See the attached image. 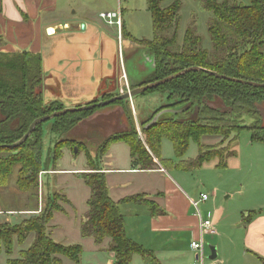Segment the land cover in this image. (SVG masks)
Returning <instances> with one entry per match:
<instances>
[{"label": "trees", "instance_id": "trees-1", "mask_svg": "<svg viewBox=\"0 0 264 264\" xmlns=\"http://www.w3.org/2000/svg\"><path fill=\"white\" fill-rule=\"evenodd\" d=\"M165 1L167 0H149L154 39L142 41L141 45L154 55L156 68L142 85L163 80L192 67L245 82L264 84V0H247L248 5L235 0H224L222 3L203 0L204 9L210 15L208 32L213 45L212 52L201 47V39L191 30L187 33L182 50L172 51L176 43V33L172 39H168L163 33L169 27L178 25L179 6L175 4L163 8L162 3ZM129 85L132 89L137 87L131 86L130 82ZM42 87L39 56L0 54V188L8 186L11 176L18 168L17 189L37 198L39 175L43 170L45 123L37 126L20 147L12 149L7 146L20 141L35 120L65 109L58 102L45 105ZM150 91L175 95L178 100L161 108L157 113L184 105L185 113L181 115L180 120L169 116L148 130L143 127V134L147 138L143 144L134 122L132 123V114L126 112L124 116L130 127L124 132L111 135L102 148H99V152L103 151L101 155L106 153L111 143L122 142L129 146L135 168L152 169L156 163L154 157L167 168L168 162L161 158L162 140L173 143L178 158L185 156L190 141L193 140L200 147L199 155L195 161L184 163V168L198 169L214 160H218V167L225 168L227 160L236 155L230 145L225 146L231 134L235 133L238 137L243 130H247L251 134L252 142L264 144V88L222 80L206 72L195 71ZM111 98L113 94L105 95L102 100ZM217 101L222 102L226 111L216 110L212 104ZM116 104L124 106L128 104V100ZM127 109L125 106L124 110L128 111ZM96 110L98 109L59 116L52 121L51 131L61 137ZM247 117L252 118L254 123L251 126L241 125ZM16 121L19 123L18 127H15ZM204 136L220 137L221 142L215 146L201 145ZM75 144L81 145L74 141L56 142L51 159L59 160L65 147L72 150L77 148L78 154L82 149L86 150L84 147H75ZM88 159L89 169L82 174V179L89 187L91 196L88 201L89 210L81 223L82 237L93 239L97 245H102L109 239L111 243L108 251L115 255L114 264H131L135 255H141L145 259L150 257L141 246L126 236L124 216L118 204L109 196L105 174L89 154ZM128 200L144 201L140 196ZM149 205L153 209L156 208L152 203ZM56 212L64 213L61 208L48 205L45 210L41 209L39 214L17 225L0 226V256L3 252L9 257L12 256L15 243L23 245L30 234L35 235L32 246L22 252L18 260L11 259L7 264H64L62 258H67L75 264L81 262V246H63L50 237L48 228Z\"/></svg>", "mask_w": 264, "mask_h": 264}, {"label": "crops", "instance_id": "crops-1", "mask_svg": "<svg viewBox=\"0 0 264 264\" xmlns=\"http://www.w3.org/2000/svg\"><path fill=\"white\" fill-rule=\"evenodd\" d=\"M107 13L118 14L117 21L120 20L121 25L109 24L100 17ZM123 17L120 3L116 6L108 0H0V54H27L41 58L42 99L45 105L58 102L67 109L95 101L98 103L104 101L102 98L107 94H113V97L120 95L119 91L107 92L104 85L120 81L117 60L129 37ZM45 72L54 74L56 91L61 86L69 88V81L74 82L69 94L65 96V91L61 90L59 94H47L50 87L46 84L49 78L44 79ZM130 83L136 86L142 81ZM111 113L114 112H108ZM90 121L88 119L77 126L83 127L82 123L88 125L92 123ZM125 130L126 127L121 131ZM99 156L96 163L105 174L110 198L118 204L124 216L126 236L150 256L145 259L135 255L131 264H195L196 255L191 250V242L200 240V221L209 213L214 218L217 232L203 237L204 264H264V207L239 218L231 213L219 212L216 202L214 210H209L212 207L208 205L209 197L207 202L199 204L200 218L191 202L200 197L190 195L155 157L152 169L141 170L133 166L130 148L124 165L110 164V159L114 160L110 153ZM42 167L43 173L39 175L41 186L45 176L57 172V169L49 167V173L44 171L43 161ZM17 171L18 168L13 173L16 177ZM113 174L117 175L114 180L110 178ZM202 194L206 193L200 196ZM22 196L25 197V194ZM137 196L144 201L128 200ZM227 198H232V195ZM150 203L156 208L153 209ZM201 204L204 205L202 209ZM40 212V207L26 211H0V217H3L0 218V226L17 225ZM14 216L20 218L17 223L14 221L11 224V217ZM51 232L52 227L49 226L48 233ZM34 241L35 235L30 234L23 245L15 243L13 255L9 257L3 252L0 264L5 257V264L11 259L18 260ZM110 243L109 239L105 240L103 250L108 251ZM212 250L217 254L214 260L210 258ZM108 253L110 258L105 264H114L115 255ZM62 259L65 264V259Z\"/></svg>", "mask_w": 264, "mask_h": 264}, {"label": "rangeland", "instance_id": "rangeland-1", "mask_svg": "<svg viewBox=\"0 0 264 264\" xmlns=\"http://www.w3.org/2000/svg\"><path fill=\"white\" fill-rule=\"evenodd\" d=\"M108 1L109 3L113 2V5L116 6L120 3V8L123 10L124 15V26L129 37H127L125 49L120 51V60H117L120 81L106 83L104 86L107 92L117 91L118 93L119 91L124 94L132 90L129 80L133 82L142 81L143 83L153 73L150 64L145 62L148 57H151V53L148 48L141 45L142 41H152L154 39L153 18L149 11V0ZM215 1L218 3L224 2V0ZM230 1L232 2L233 0ZM236 1L248 5L246 0ZM175 4L179 6L178 25L169 27L163 33L168 39H172L176 33V43L173 50H171L173 52L181 51L187 33L191 30L194 35L201 39V47L208 52H212V40L208 32L210 15L204 9L203 0H167L162 3V6L167 8ZM110 7H112L111 4ZM116 57L118 58V54ZM53 77V73H44V79L49 78L46 82L50 87L47 94L52 95L56 94V92L59 94L61 90L62 92L65 91V96H67L74 82L69 81V88L68 86L65 88L61 86L56 91L57 87L55 88L54 86L56 84ZM107 95L109 96L110 94ZM175 100H178V98L175 95L170 96L167 92L150 91L147 94L133 97L124 106L113 104L94 111V113L83 120L91 119L90 122L92 123L88 125L82 123L83 127H78L79 124L78 128L61 137L52 133V121L46 122L43 127L42 151L44 171L49 173V167L50 169H57V172L45 176L42 186L39 180L38 198L34 195L29 197L28 194H25V197L22 196L24 193L17 189L16 175H13L11 177L12 181L10 182L11 178L9 180L10 184L7 187L0 188V211H26L27 209H37L38 207L45 210L48 205H55L61 208L64 213L56 212L49 224L52 227V232L49 234L53 241L67 247L81 246L83 254L79 264H105L110 257L109 251L103 250L105 249L104 244L96 245L92 239L83 238L80 230L81 220L89 210L90 189L84 183L81 174L88 172V154L98 161L100 159L99 155L103 152H99L100 146L112 134L124 132L121 131L123 128L126 127L128 129L130 127L126 116H124L126 112L130 113V115L132 114V123L134 122L138 137L145 144L147 138L143 134L142 128L145 126L144 124L148 123L161 108L175 103ZM213 105L216 109H225L220 101L215 102ZM125 106L128 111L124 110ZM262 107L264 110V104ZM185 108L186 106L183 105L182 107L177 106L167 109L176 110L175 112L178 113L177 115H164L160 117V120H164L169 116L180 120L181 115L185 113L183 110ZM109 111L114 113L108 114ZM159 114L157 113V115ZM187 118L189 119L190 117L188 116ZM253 123L254 120L247 117L241 125L251 126ZM18 125L19 123L16 121L15 127H18ZM63 140L74 141V143L80 142L81 145L75 144L74 146L80 149L84 147L86 150L82 149L79 154H75L74 149L65 147L62 150L61 158L54 161L51 158L55 151L56 142ZM220 140V137L204 136L201 139V145L215 146L220 143ZM225 143V146L230 145V149L236 152L234 157L227 160L225 168L218 167V160L206 163L198 169L189 170L184 168V163L195 161L199 155L200 147L193 140L190 141L188 151L182 158L176 156L171 141L162 140L161 158L168 162L167 169L170 175L175 177L190 192V195L199 198L201 193H206L210 197L208 205L212 207L209 210H214L213 207H215L214 203L216 202L215 205L219 212L224 211V213H231L236 215V217L245 218L247 214L264 207V144L252 142L251 134L247 130H243L238 137H236L235 133L231 134ZM107 153H110V156L114 158V160L110 159V164L124 165L125 160L128 158L129 146L122 142H113L108 146L105 155ZM1 155L7 156V154ZM64 171H79V173H66ZM110 178L114 180L117 175L113 174ZM215 190H218V193H214ZM231 195L232 198L228 199L227 197ZM203 206L201 204V209ZM19 218V216L11 217V224L14 221L17 223ZM64 259L65 264H75L67 258ZM5 260L6 257L2 259V264H5ZM7 263L8 261H6Z\"/></svg>", "mask_w": 264, "mask_h": 264}, {"label": "water", "instance_id": "water-1", "mask_svg": "<svg viewBox=\"0 0 264 264\" xmlns=\"http://www.w3.org/2000/svg\"><path fill=\"white\" fill-rule=\"evenodd\" d=\"M145 62L150 64V67H151V69H153V72H154V70L156 68V60H155V57H154V55L152 53H151V57L150 58L148 57ZM195 71H203V72H206V73H208V74H210V75H212V76H214V77H216L218 79H222V80H228V81L240 83V84H243V85H249V86L255 87V88H264V84L245 82V81H242V80L229 78L227 76L220 75V74H217L215 72L207 71V70H204V69L199 68V67H192V68L183 70V71H181L179 73H176V74H174L172 76H169V77H167V78H165L163 80H160V81L148 84V85L137 84L136 85L137 87L135 89H133V90H131V91L125 93V94L113 97L111 99L104 100V101H101V102H98V103L85 105V106L78 107V108H67V109H64L62 111L56 112L54 114L39 118V119L35 120L31 124L28 132L24 135V137L20 141L16 142L13 145L7 146V147L12 148V149H16V148L20 147L21 145H23L29 139V137L34 132V130L36 129L37 126H39V125H41L43 123L49 122V121H53L55 118H57L59 116H63V115L69 114V113H76V112L92 111V110H95V109H101V108H105V107H107L109 105H113V104H115L117 102L130 100V99H132L135 96L142 95V94L146 93L147 91H150V90H153L155 88H158V87H160L162 85H165L166 83L171 82V81H173V80H175V79H177V78H179L181 76H184V75H186L188 73L195 72ZM216 110H218L220 112L221 111H226L223 108H218ZM175 111L176 110H167L166 109V110H163V111L159 112L160 114L156 115L149 124L144 126L143 129L144 130H148V129L152 128L153 126H155L156 124L159 123L160 117H162L164 115H177L178 112H175ZM63 141H65V140H63ZM74 150H75V154H77L78 153V149L75 148ZM216 257H217V254H216L215 250H212V254H211L210 258L212 260H214Z\"/></svg>", "mask_w": 264, "mask_h": 264}, {"label": "built area", "instance_id": "built-area-1", "mask_svg": "<svg viewBox=\"0 0 264 264\" xmlns=\"http://www.w3.org/2000/svg\"><path fill=\"white\" fill-rule=\"evenodd\" d=\"M102 19L106 20L109 24H116L118 26L121 25L119 19V15L116 13H107V14H101L100 16ZM209 200V196L207 194H202L200 196L199 200H191L192 205L197 210L199 217L201 218V212L199 211V204L205 203ZM216 228L214 223V218L211 213L207 215L205 219L201 218L200 221V234L201 238L198 241H192L191 242V250L196 255V261L195 264H204L205 261V255H204V240L203 237L206 234H216Z\"/></svg>", "mask_w": 264, "mask_h": 264}, {"label": "flooded vegetation", "instance_id": "flooded-vegetation-1", "mask_svg": "<svg viewBox=\"0 0 264 264\" xmlns=\"http://www.w3.org/2000/svg\"><path fill=\"white\" fill-rule=\"evenodd\" d=\"M132 90H133V89H132ZM130 91H131V90H130ZM128 92H129V91H128ZM126 93H127V92H126ZM122 94H123V93H122ZM124 94H125V93H124ZM149 123H150V122H149ZM149 123H148V124H149ZM146 125H147V124H146Z\"/></svg>", "mask_w": 264, "mask_h": 264}, {"label": "bare ground", "instance_id": "bare-ground-1", "mask_svg": "<svg viewBox=\"0 0 264 264\" xmlns=\"http://www.w3.org/2000/svg\"><path fill=\"white\" fill-rule=\"evenodd\" d=\"M54 32V31H53ZM129 78V77H128ZM130 81V80H129ZM131 84V83H130ZM120 95H122V94H120ZM119 96V95H118Z\"/></svg>", "mask_w": 264, "mask_h": 264}]
</instances>
